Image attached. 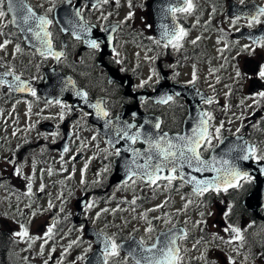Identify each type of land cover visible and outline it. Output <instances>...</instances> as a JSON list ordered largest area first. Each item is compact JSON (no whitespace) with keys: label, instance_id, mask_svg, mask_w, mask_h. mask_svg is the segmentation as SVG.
I'll return each mask as SVG.
<instances>
[{"label":"flooded vegetation","instance_id":"af4514ba","mask_svg":"<svg viewBox=\"0 0 264 264\" xmlns=\"http://www.w3.org/2000/svg\"><path fill=\"white\" fill-rule=\"evenodd\" d=\"M24 2L38 15L47 14L53 21L48 28L52 49L63 53L59 60L51 55L37 54L26 46L9 14L0 19V45L8 41L20 51L12 59L2 58L6 49L0 48V65L14 76L28 80L34 92L42 81V70L52 67L71 78L79 90L87 93L91 102L103 101L102 106L109 112L107 118H121L124 113L127 121L135 122L137 127L141 122L134 114L139 109L145 115L161 118L159 132L150 136L167 133L174 138L184 135L182 124L188 114L189 100L196 98L200 100L203 113H210L212 117L209 124L213 137L216 128L223 123L220 130L222 140L242 137L257 149L258 155H264V99L256 96L264 92V80L258 77L260 66L264 65V47L253 44L248 38L264 36V17H261V23L251 27L246 18L256 9L264 8V0H193L191 14L177 12L174 20L171 14H166V9L181 6V0H118V3L117 0H108L98 7H93L97 0H55L50 13L47 11L52 7L50 0ZM58 9L57 22L55 11ZM77 10L81 17L74 15ZM129 13L131 18L126 19ZM237 16L240 19L234 26L233 20ZM172 20L187 32L179 49L165 48L163 42L156 43L155 26L161 22L169 24ZM20 21L17 15L16 24H22ZM80 23L91 26L88 38L98 39L99 49L93 50L74 37L73 31L78 30ZM193 73L195 82L191 83ZM141 82H146L143 87H140ZM161 83L192 89V92L173 93L166 105L142 96L145 91L154 92ZM0 93L7 94L10 99L19 97L4 83L0 84ZM29 97H35L30 102L44 109L42 113H31L33 117L29 121L26 142L17 145L12 151L14 158L10 155L9 159L17 161L18 155H29L36 164H57L60 172L57 173L56 187H59V195L67 198L68 208L51 207L45 213V222L48 228L56 221L52 236L64 237L74 248L87 247L84 259L95 248L88 236L89 228L115 236L117 243L121 244L134 237L139 241L142 238L147 240L145 229L151 221L154 231L149 243L161 231L174 226L185 227L186 238L178 241L183 264H211L213 256L215 264H230L229 257L234 264H264V206L256 215L243 205L257 189V179H243L239 181L240 187L226 192L208 191L203 195H195L175 180L170 186L167 181L160 180L157 182L159 187L149 186L139 179L134 184L131 180L127 184L112 182L118 149L113 148L99 134L97 127L89 123L88 115L66 103L43 101L37 94ZM220 143L213 138L211 146L200 150L201 156L209 157L211 150ZM132 144L137 149L145 146L138 141ZM251 160L263 165L259 176L264 192V160ZM76 173L81 174L80 181L83 179L79 185L75 183ZM52 178L49 172L48 180ZM66 180H70L69 187ZM183 197L193 202L191 212L203 213L202 218L209 219L217 211V217H212L217 221V231L209 232L203 225L197 227L191 223L190 226L173 219L161 226L162 214L172 216L176 202ZM78 204L82 206L79 212ZM89 204L92 206L86 208ZM158 205L163 207L158 208ZM100 207L106 208L113 217L122 218H126L131 209L137 211L147 227L142 224L126 227L128 222L123 228L116 227L107 221ZM225 212H228L227 217ZM145 214L147 220L143 218ZM228 224L241 230L242 241L223 242L233 235L223 230ZM0 235H5L1 229ZM214 235L223 240L213 239ZM197 241L208 247L203 261L195 257L196 249H187ZM49 243L52 242L47 239L46 244ZM125 257L120 253L119 257L111 259L110 264H123ZM84 259H80V263ZM127 263L134 264L129 258ZM48 264H58V261L52 258Z\"/></svg>","mask_w":264,"mask_h":264},{"label":"snow or ice","instance_id":"6c2138e0","mask_svg":"<svg viewBox=\"0 0 264 264\" xmlns=\"http://www.w3.org/2000/svg\"><path fill=\"white\" fill-rule=\"evenodd\" d=\"M241 2H243V0H241ZM50 3L52 4V7L47 10L49 13L52 12L55 7V0H50ZM102 3L106 4L108 3V0H97V3L93 5V7H98ZM5 7L7 8V11L4 10ZM193 10V0H181V6H169L166 9V14H171L174 20L177 12L191 14ZM9 13H12V23H17V13H23L20 19L22 23L27 26L25 30L32 33V35L39 42L37 50L42 56L51 55L57 60L60 59L63 53L54 52L52 50V43L50 39L51 33L48 31V28L53 21L49 19L47 14L38 15L30 6L24 3V0H0V19L5 18ZM74 15L76 17H81V13L78 10L74 12ZM131 15L132 14L129 13L126 19H130ZM261 17H264V8L256 9L255 12L246 17L248 20V26L251 27L253 24L261 23ZM239 19L240 17L237 16L233 20L234 26ZM160 28V39L156 41L157 44L163 41V46L165 48L171 46L175 49H179L182 47L181 41L187 35V32L183 28L178 27L175 24L169 25L165 23H161ZM111 30L115 31V28H112ZM104 31H107V29H104ZM90 33L91 26L87 23H80L78 30L73 31V35L77 40H82L93 50L99 49V40L88 38ZM248 38L252 40L253 44L264 47V36H249ZM108 42H111L110 36L108 37ZM7 43L8 41H5V44L0 45V48L5 47ZM192 43L195 44L196 41H193ZM247 48L248 46L245 45V49ZM16 50L19 51V47H17ZM254 50L255 49H253V51ZM4 75H12V73L8 72L4 73ZM239 75L240 72L237 71V76L239 77ZM258 77L264 80V65L260 66ZM149 79H151V77ZM194 82L195 74L193 73V80L191 83ZM2 83H4V81L0 80V84ZM14 83L20 90L27 88V85L20 82V78L18 76H14ZM145 83L146 82H141L140 87H143ZM32 94L35 95V92L33 91ZM77 95L82 96L85 100L87 99V93L78 92ZM256 96L264 99V92H259ZM171 99V96H167L160 102L167 103V101ZM49 103H51V101H49ZM56 103L59 104L60 101H56ZM103 103V101H97V103L91 105V107L95 109L97 117L101 119L109 116V112L102 106ZM61 107H67V105H61ZM60 118L63 119V113H61ZM211 119L212 117L210 113H202L198 123L192 128L191 135L177 136L175 138L176 142L169 139L167 133L156 137L146 136L145 142L148 144V148L146 149L144 157H141L139 152H134L132 160L125 166V172L127 175L125 184H127L128 180H131L134 184L136 180L139 179L147 183L149 186L156 185L159 187L157 182L160 180H166L168 182V186H170L174 180L180 179L182 183L193 185V193L195 195H203L208 191L219 192L223 190L226 192L230 187H240L241 185L239 184V181L243 179H250V177L248 176V173L240 170L239 161L254 159L259 162L260 160H264V155H258L257 149L254 146L248 145L245 141L241 145L234 146L230 149L229 153H226V155L230 158L220 157L217 159L216 157H213L211 161L203 160L201 158L200 150L211 146L213 138L223 143V140L220 137V130L223 127V123H221L220 127L216 128V135L213 137L212 133L209 131V121ZM105 123L108 124L110 122L105 120ZM127 127L131 128L133 126L128 125ZM154 127L159 129V122H157ZM124 135L132 143H135L140 138L141 133L137 131L133 135H128L127 131H125ZM64 151L66 152L67 148H65ZM232 152H236L237 154L235 156H231ZM116 155H120L119 150L116 151ZM138 158H144L145 163H137ZM153 160H155V163L152 162ZM185 166L197 172L212 171L215 172L216 175L210 180H200L195 176L186 177V174L182 171ZM165 170H168L170 174L162 175ZM262 171H264V169H262ZM15 174L21 175V170L17 168ZM81 183H83V179L81 180ZM43 190L44 186L41 185L40 191ZM31 193L32 185L29 183L27 185L26 194L30 196ZM132 203L135 204V200H133ZM189 203H191V201H189ZM91 206L92 205L89 204L85 207L90 208ZM51 207H53V205L49 202V208ZM157 207H163V205H158ZM185 207H187V205H185ZM32 215L35 216L36 213L34 212ZM224 215L227 217L228 212H225ZM98 216L99 213L97 214V217ZM201 216H203V213H201ZM143 218L147 220L146 214ZM157 219H159V217ZM168 222L167 218H165V223ZM55 224L56 221H53L44 233V237L51 239ZM148 225L149 226L145 229L148 239L146 240L142 238L140 241L134 242L135 247L130 245L123 264H127L128 257H131L134 260V264H183V256L180 254L181 249L178 247L177 241L186 238V232L180 230L179 234H177V232L169 229L168 232L161 234V236L164 237L163 239L157 237L154 242L149 243L154 228L151 225V221H148ZM19 229V231L12 234L14 237L41 239V237H30L28 228L23 223H19ZM82 230L83 229H81V231ZM223 230L225 233H231L233 235L227 240H223L222 237H218L216 235L213 236V239H221L227 244L243 240V236L241 235V230L239 228L228 224ZM47 239H45V243H47ZM97 240L102 245L99 249L100 256L98 257L100 264H110L112 258L120 256L123 245L117 243L115 236H109L104 232H100L97 234ZM199 243L200 241H197V244ZM69 247H71V245H69ZM201 258H203V256ZM78 259L83 260L84 257H79ZM229 262L230 264H234L231 257H229Z\"/></svg>","mask_w":264,"mask_h":264},{"label":"rangeland","instance_id":"374dc122","mask_svg":"<svg viewBox=\"0 0 264 264\" xmlns=\"http://www.w3.org/2000/svg\"><path fill=\"white\" fill-rule=\"evenodd\" d=\"M7 50L8 52L5 54L14 55L13 47L8 45ZM16 52L19 53L20 51ZM43 109L42 106H38L33 102L24 99L11 100L7 95L0 93V229L12 242L10 255L13 258V264H48L52 258L57 259V257L58 264H81L78 258L86 255L87 247H69V240L64 237H58L53 243L43 247L40 246L41 248L38 247L39 244L43 243L42 240L47 228L45 213L50 209L49 202L53 207L59 209L68 208L67 198L61 197L59 187H56L59 179L57 173L60 172L57 164L54 166H46L39 162L36 164L34 160L30 159L29 155H18L17 161L9 159L10 155L13 157L12 151L15 147L23 141L21 137H25L28 133L29 121L33 117L31 113H42ZM4 126L11 128V131L8 132ZM33 165L35 166L33 167ZM17 168L21 170V175L15 174ZM49 172L53 176L51 180H48ZM80 176V173H76L74 176L75 183L78 185L81 183ZM66 182L69 187L70 180H66ZM29 183L32 185V195L34 196L26 194ZM41 185H45V188L37 193L36 191L40 190ZM189 201L191 200L184 197L179 199L173 208L172 216L162 214L160 225L167 224L165 218L169 222L172 219H178L190 226L192 224L197 227L203 225L205 230L209 232L217 231V221L212 218L213 216L217 217V211L209 219L202 218L201 215L191 212L193 202L189 203ZM99 209H102L105 213L107 221L110 220L116 227L123 228L126 222H128L126 227L130 228L139 224H142L144 228L147 227L140 217L141 214L132 209L125 215L126 218L113 217L104 207ZM34 212L36 213L35 216L32 215ZM19 223L27 226L30 237H41V239L14 237L12 234L20 230ZM202 244L203 242L200 241L199 244L189 246V249L198 250L197 253L199 254L196 255L201 261L205 259L208 252V247L206 245L202 246ZM202 256L203 258H201ZM215 263L216 259L213 256L211 264Z\"/></svg>","mask_w":264,"mask_h":264},{"label":"water","instance_id":"95a60500","mask_svg":"<svg viewBox=\"0 0 264 264\" xmlns=\"http://www.w3.org/2000/svg\"><path fill=\"white\" fill-rule=\"evenodd\" d=\"M159 32H160V26L157 27V33ZM45 78L46 80L43 86L39 89V92L44 96V98L48 100H56V101L67 100L74 106H78V107L85 106V108L90 113V118H89L90 122L95 124L98 127L99 132L103 136H105L108 139V141L111 142L113 146H115V144L118 145L119 140H123V138L118 137V135H121L122 137V132L124 133L125 131H127V133L133 132L132 127L131 128L127 127L128 125L133 126V124H129L125 120L114 119V120L109 121L106 118L104 119L98 118L96 115L95 109L91 107L92 104L89 106V104H87V102L82 96L77 95L79 91H77L74 88L73 84L70 81L63 78L60 74L49 71L45 74ZM15 90L19 92H27L26 90L22 91L18 88H15ZM160 90L161 89L158 88L155 93L153 94L148 93L149 98L153 101H156L157 98L161 99L162 101L167 96H170V94H173V86H171V88H169L167 93L163 94L162 97H160ZM84 103L86 104L83 105ZM201 114H202L201 111H199V108L196 105L190 104L188 117L183 124V133H185V135H191V130L198 123V120ZM139 118L143 121V125L137 131H139L140 133H150V132L157 133L158 132V129H156L154 125L157 122H159L160 124L159 119L155 117L143 116V115H139ZM105 120L109 121L110 123L106 124ZM145 138H146V135H141L139 138V141L145 144ZM168 138L173 140L171 136H168ZM124 140L127 141L128 139L124 138ZM237 145H241V144L237 141L231 142L230 140H224L223 143H221L219 146L213 149L208 159H203V160L211 161L213 157H216L217 159H219L220 157L230 158L229 156L226 155V153H229L230 149H232L234 146H237ZM119 147H120V150H119L120 155L115 161L114 177H122L126 175L125 166L128 162L132 160L134 152H139L141 154V157H144L145 152H146V149L142 151H138L126 144L123 146H119ZM236 154H237L236 152H232L231 156H235ZM152 162L155 163V160H153ZM137 163L144 164L145 159L138 158ZM239 168L242 172L248 173V176H249L253 174L255 165L250 160L239 161ZM182 171L186 174V177L195 176L197 179H200V180H204V179L210 180L216 175V173L212 171H204V172L193 171L191 168L187 166H185L182 169ZM186 185L190 189L193 190V185L191 184H186ZM180 230L182 229L173 228V231L177 232V234H179ZM93 236H94V239L97 243V247L99 250L101 247L97 240V234L93 233ZM159 237L160 239L164 238L163 236H161V234ZM126 248L124 250H126ZM99 256H100L99 254L94 253L85 262V264H100V261L98 260Z\"/></svg>","mask_w":264,"mask_h":264}]
</instances>
